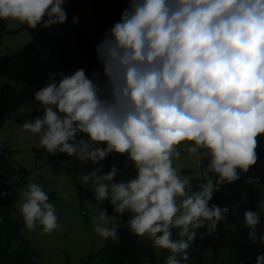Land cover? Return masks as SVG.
I'll return each mask as SVG.
<instances>
[{"label":"clouds","instance_id":"9594fccd","mask_svg":"<svg viewBox=\"0 0 264 264\" xmlns=\"http://www.w3.org/2000/svg\"><path fill=\"white\" fill-rule=\"evenodd\" d=\"M64 4L0 0V20L49 28L66 22ZM95 51L102 77L94 72L90 78L84 69L49 73L50 82L34 94L42 116L21 128L38 134L49 154L99 165L79 182L98 203L107 200L116 213H130V231L170 253L164 264H185L197 230L206 227L201 238L211 235L229 212L210 206L214 192L258 160V137L264 135V0H127ZM181 147L188 159L208 160L199 190L176 163ZM111 153L127 155L135 178L116 182L115 165L98 174ZM247 183L260 186L258 177ZM18 207L29 232L40 226L50 235L60 227L55 205L38 183L20 193ZM113 219L100 210L93 221V231L105 241L118 239L117 227H109ZM259 223L257 212H244L254 244L264 243V235L256 234ZM256 264H264V254Z\"/></svg>","mask_w":264,"mask_h":264},{"label":"rangeland","instance_id":"374dc122","mask_svg":"<svg viewBox=\"0 0 264 264\" xmlns=\"http://www.w3.org/2000/svg\"><path fill=\"white\" fill-rule=\"evenodd\" d=\"M124 7L118 0H65L67 20L64 24L49 28L38 25L31 29L16 21L5 20L0 48V150L10 151L8 162L13 169L22 168L27 172L22 183L21 175L12 182L18 184L12 220L21 227L22 239L40 251L41 258L37 264H84L89 258L101 254L107 244L93 231V221L100 210H106L109 215V201L98 203L93 190L79 182L80 175L99 165L78 159L48 165V153L39 146V135L26 132L21 126L26 120L43 114L34 94L50 82L48 63L53 56H59V42L77 46L76 29H80L89 35L96 48L114 25L115 14ZM73 17L77 18L76 22H73ZM258 141L256 151H264V135L258 137ZM180 151L181 158L176 163L182 169L181 174L191 177L192 189L199 190L198 185L203 182L201 173L208 160L197 163L194 158H187L186 149L181 147ZM101 163L103 168L98 174H105L113 165L116 166V182H127L137 174L126 154L111 153L109 165L106 160ZM257 177L259 187L247 183L250 178ZM211 178L215 181L214 177ZM31 182L40 184L55 205L60 227L50 235L42 234L40 226L29 232L19 211L20 193ZM212 200H218L223 208H229L224 220L226 229L249 233L250 229L244 224V212L251 210L260 215L256 234L264 235V156L258 158L247 173H239L237 181L221 185ZM130 216L128 212L121 215L113 209L114 219L109 227H117L118 239L106 254L91 264H158L162 257L161 249L154 248L147 237H138L130 231ZM261 244L264 248V243ZM23 246L17 240L12 248L18 250Z\"/></svg>","mask_w":264,"mask_h":264},{"label":"trees","instance_id":"16d2710c","mask_svg":"<svg viewBox=\"0 0 264 264\" xmlns=\"http://www.w3.org/2000/svg\"><path fill=\"white\" fill-rule=\"evenodd\" d=\"M124 4V8L118 11L114 18V24L120 20L123 10L127 7V0H118ZM5 33V20H0V48L1 40ZM77 46L68 42L60 41L58 44L59 56H53L48 63L49 73H63L70 75L77 69H84L86 74L93 78V73L98 72L102 77L103 66L97 60L95 45L91 42L89 35L83 30L76 29ZM49 77V74H48ZM59 79V75H57ZM82 136L78 135L77 139ZM103 147V145H99ZM10 152V151H9ZM7 150H0V192L10 193L7 196L0 197V264H37L41 258L38 249L22 239L21 227L12 220V212L14 210L15 189L16 185L12 184L17 175H21V183L26 179L27 172L24 169H13L8 162ZM258 158L264 156V151H257ZM66 160H77L76 157H70L65 153H57L55 155H47V164L52 165ZM106 160L109 165V156ZM19 182V184H20ZM211 205H217L223 208L222 202L211 200ZM109 215L112 217L113 206L108 204ZM125 222V221H124ZM111 227V226H110ZM207 231L206 227L197 230V237L192 247L188 250L189 260L185 263L189 264H256V257L264 254V248L257 239L254 244L249 238V233L228 230L224 226V220L218 222L216 230L211 235L201 233ZM119 230L117 231L118 236ZM259 237L260 235L257 234ZM173 238H178V230H173ZM22 239V240H21ZM20 240L24 246L18 250H14L12 245L15 241ZM115 240H107V244L102 253L98 256L91 257L84 264H91L100 255L106 254L108 249L113 245ZM162 251V257L158 264H164L167 250Z\"/></svg>","mask_w":264,"mask_h":264},{"label":"water","instance_id":"95a60500","mask_svg":"<svg viewBox=\"0 0 264 264\" xmlns=\"http://www.w3.org/2000/svg\"><path fill=\"white\" fill-rule=\"evenodd\" d=\"M185 264H189V263H185Z\"/></svg>","mask_w":264,"mask_h":264}]
</instances>
